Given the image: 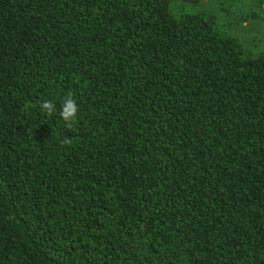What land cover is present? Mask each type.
<instances>
[{
    "label": "trees",
    "instance_id": "trees-1",
    "mask_svg": "<svg viewBox=\"0 0 264 264\" xmlns=\"http://www.w3.org/2000/svg\"><path fill=\"white\" fill-rule=\"evenodd\" d=\"M204 1L0 0V264H264V46Z\"/></svg>",
    "mask_w": 264,
    "mask_h": 264
},
{
    "label": "rangeland",
    "instance_id": "rangeland-1",
    "mask_svg": "<svg viewBox=\"0 0 264 264\" xmlns=\"http://www.w3.org/2000/svg\"><path fill=\"white\" fill-rule=\"evenodd\" d=\"M217 12L221 28L238 36L248 49L264 46V6L257 0H205ZM230 5V6H227ZM231 7V13L224 9Z\"/></svg>",
    "mask_w": 264,
    "mask_h": 264
},
{
    "label": "clouds",
    "instance_id": "clouds-1",
    "mask_svg": "<svg viewBox=\"0 0 264 264\" xmlns=\"http://www.w3.org/2000/svg\"><path fill=\"white\" fill-rule=\"evenodd\" d=\"M73 92H68L62 102H54L53 99L41 100L39 102V110L46 116L59 113L60 119L63 120L66 127L71 128L78 119L79 104L76 99H73ZM73 143L70 139H64L63 144L71 145Z\"/></svg>",
    "mask_w": 264,
    "mask_h": 264
}]
</instances>
